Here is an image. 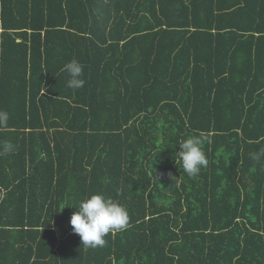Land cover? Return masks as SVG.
I'll return each instance as SVG.
<instances>
[{"label":"trees","instance_id":"trees-1","mask_svg":"<svg viewBox=\"0 0 264 264\" xmlns=\"http://www.w3.org/2000/svg\"><path fill=\"white\" fill-rule=\"evenodd\" d=\"M0 38V264H264V0H0ZM93 194L129 213L95 249Z\"/></svg>","mask_w":264,"mask_h":264},{"label":"clouds","instance_id":"clouds-1","mask_svg":"<svg viewBox=\"0 0 264 264\" xmlns=\"http://www.w3.org/2000/svg\"><path fill=\"white\" fill-rule=\"evenodd\" d=\"M63 71L68 77L66 81L68 88L76 90L83 87L85 82L81 78L83 66L78 60L73 59L66 63ZM8 119V113L0 110V127L6 126ZM203 139V137L193 135L179 144V159L188 177L198 176L201 170L207 168L209 164L202 147ZM69 207L75 208L70 218L72 231L79 235L85 248L95 249L105 246V237L109 233L122 231L129 223L127 208L120 202L101 194H93Z\"/></svg>","mask_w":264,"mask_h":264},{"label":"built area","instance_id":"built-area-1","mask_svg":"<svg viewBox=\"0 0 264 264\" xmlns=\"http://www.w3.org/2000/svg\"><path fill=\"white\" fill-rule=\"evenodd\" d=\"M0 42H1V38H0Z\"/></svg>","mask_w":264,"mask_h":264}]
</instances>
